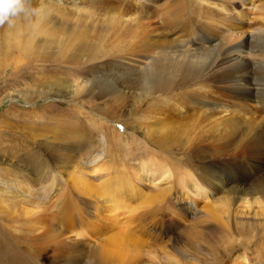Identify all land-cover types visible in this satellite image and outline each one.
Returning <instances> with one entry per match:
<instances>
[{
    "label": "bare ground",
    "instance_id": "6f19581e",
    "mask_svg": "<svg viewBox=\"0 0 264 264\" xmlns=\"http://www.w3.org/2000/svg\"><path fill=\"white\" fill-rule=\"evenodd\" d=\"M32 1L42 2L43 7L24 16L26 24L21 23L22 17L12 18L15 32L11 36L18 43L28 36L36 39L29 49L69 53L77 64L72 71L79 76L43 87L30 84L8 93L0 106L13 98L35 103L55 94L62 100H79L90 111L80 99L95 95L121 112L115 118L101 109L104 121L123 123L127 134L147 140L156 152L148 151L133 172L124 160L116 161L115 153L108 154V160L97 152L92 170L107 172L92 179L83 175L78 160L92 148L95 140L89 136L96 130L40 129L5 121L0 129L13 126L37 147L18 142L2 145L0 150V176L14 177L13 184L3 185L2 191L34 198V202L27 200L31 208L25 212V231L15 241L19 252L24 255L39 248L57 259L56 264H81L72 257L80 242L92 239L101 254L92 253L87 264H125L128 246L136 247L151 235L140 231L156 226L154 219L137 213L140 204L130 206L142 195H147L143 205L161 200L170 204L166 208L171 211L174 205L173 213L193 217L190 232L203 222L199 211L192 214V205L185 210L173 203V195L180 200H204L200 208L204 217L244 225L254 232V217L264 213V31L248 23L252 4L258 1L255 14L264 20V0H27ZM138 31L139 36L115 45L114 36L121 40ZM106 54L113 57L106 60ZM5 111L2 116L7 115ZM139 111L145 114L141 120L135 118ZM104 121L99 124L111 129ZM168 139L186 142V156L178 163L171 156L173 142L164 143ZM109 142V148L117 150L116 140ZM134 176L146 178L155 192L141 193ZM63 177L70 184L65 180L68 186L61 188ZM210 186L221 194L218 198L209 195ZM46 190L52 196L48 201L41 199ZM79 196L91 202L83 204ZM85 206L92 208L95 218L88 230L78 228L81 221L89 220L81 212ZM163 213L159 224L165 222ZM97 221L109 223V235L100 237L103 232ZM219 227L210 226L211 236L221 234ZM262 229L254 235L256 240L246 239L242 245L251 255L240 262L235 257L234 264H264L261 249L256 254L249 250L264 242ZM64 247L67 262L60 257ZM232 256L223 255L219 262ZM28 260L37 262L30 256ZM37 263L50 264L43 259Z\"/></svg>",
    "mask_w": 264,
    "mask_h": 264
},
{
    "label": "rangeland",
    "instance_id": "374dc122",
    "mask_svg": "<svg viewBox=\"0 0 264 264\" xmlns=\"http://www.w3.org/2000/svg\"><path fill=\"white\" fill-rule=\"evenodd\" d=\"M258 2L252 4V7L254 8L249 16L250 20L248 26L264 31V20L255 14V5ZM27 3L33 9L43 7L42 2L35 3L32 1ZM143 3H148V1L144 0ZM260 4H262L261 1ZM243 7L247 9L249 6ZM18 17H22L23 19H21V23L26 24L27 20H24V15H19ZM13 20L14 19H12V21ZM11 26L12 22L3 23L0 26V100L8 95V93L13 94L16 90L26 89L30 84L41 83V87H43L47 83L54 82L55 80L70 81L79 76L72 71L77 64L70 60L69 53L57 55L54 50H45V53V51H41L40 49H29L31 43L36 39H30L28 36L18 43L17 39L11 36V34L15 32ZM139 35L140 31L136 33H128L123 35L121 40L114 36V38H116L115 45L120 47L122 42L130 40L132 36L137 37ZM111 57H113L111 54H106L103 58L108 60ZM78 68L80 69L79 66ZM54 95L55 94H51L50 97L42 98L35 103L21 101L17 98L8 100L0 106V126H4V122L7 121L9 124L11 123V125L19 124L29 127L34 126L40 129H49L50 127L53 128L60 126L72 129L84 127L89 131L96 130V132H90L89 136L91 140H95L94 143L91 142L93 143L92 148L85 151L86 153H84V156L78 160L79 165L84 167L83 175H87L92 179H98L100 175L107 172V170H104L98 172V174L92 170L95 163L94 156L97 152L103 153L101 156L108 160H111V158L107 155L115 153L116 161L121 162L124 160V163H126L125 165L130 172L134 171V165L138 166V162L142 158L147 157L148 151L154 150L156 152L155 148L151 146L147 140H144L142 137L137 136L132 132L127 134V128L124 127L123 123L115 121H109L108 123L107 120L104 121V116L99 113L101 109H105L106 112L111 111L115 118L121 113L118 109H114L110 105L108 106L107 101L102 103L100 99L95 97V95H93L92 98H86L83 96L80 100L92 108L89 111L88 108H84L81 105L79 100L73 99V101H67L66 99H60V97H54ZM108 99H110V97H108ZM3 111L7 113L6 116L1 115ZM143 114L144 112L139 111L135 114V118L141 120L145 117V114ZM181 116H184V114ZM102 121L108 123L111 126V129L101 126L99 122ZM93 126H95L96 129L90 128ZM10 127L13 130V126ZM12 130L10 128L4 130L0 129V150L4 149L2 145H7V143L15 145L18 142H22L29 148L35 146L31 140L24 138L22 135L23 133ZM118 132L124 135L123 138L122 136H119ZM109 140H116L117 144L115 146L117 150H115V148H109ZM169 142H173V144L169 146H173L171 156H173L178 163L179 159L186 156L184 155L187 147L186 142L183 140L175 141L173 139H168L164 143L166 144ZM160 145L166 147L163 144ZM36 148L37 147L35 146L34 149ZM254 177H258V175H254ZM141 178L142 176L140 178L133 177L134 185L137 183L140 192L144 194L155 192V188L147 183L146 178ZM71 179L72 178H70V181ZM65 180L68 179L63 177L60 181L61 183L58 182L60 183L61 188L68 186L69 180L68 182ZM13 181L14 177L11 176L10 173L8 174V177L0 176V264H38L37 262L42 259L50 264H56L57 259H50L48 253L45 254L39 248L33 249L29 254L22 255L24 252H19L20 249L16 246L15 241L21 239L22 234L25 231L27 222V214L25 212L28 208H31L27 204V200H32L34 202V198L33 196L19 194L16 191L3 192L2 186H7V183L9 186L13 184ZM177 188L180 190L181 186L177 185ZM209 188L211 189L208 190L209 195L212 198H218L221 195L218 193L215 186H210ZM16 194H19L20 196L16 197ZM49 197H52L51 193L46 190L41 199L48 201L50 199ZM79 197L84 201L83 204H85V202H91L88 197ZM146 197L147 195H142L134 199L130 206L140 204L141 207L139 206L137 213L144 214L149 220L154 219L153 222L156 226L149 228L148 230L140 231L141 233H149L151 235L149 238L144 237L145 241L139 242L136 247L132 245L128 246L125 264H175V261L179 264H234L235 257L239 256L237 262H240L245 257L251 255L245 249H242V245H246V239H252L254 241L256 240L254 235H259L263 232L264 213H259L254 217V227L256 228H254V232H250L248 231V227L244 225H235L234 223L222 224L218 220L214 221L209 217H204L201 212L202 210H200V208L202 209L203 207L204 200L194 201L192 198L180 200V198H175V195H173L172 200L175 199L176 203L171 200V197H169L171 202L183 205L184 208L186 207L185 210L188 209L187 206L192 205L189 207V212L193 211L192 214L199 211L198 216L201 217L203 222L198 225L197 229L190 232L189 225L192 223H190V221L194 220L193 217L189 216L185 218V213L183 212H179L178 214L173 213V209H175L174 205L172 206V212L166 208V206L170 204L166 205L161 200L151 202L146 201L145 205H143L142 202ZM21 198H24L25 200H22ZM91 209L92 208L89 206H85L81 210L84 216L89 217V220L81 221L78 228L85 227L87 230L90 229L91 224L94 223L93 219H95L92 215ZM106 212L108 211L106 210ZM162 212H164L162 217H165L162 218V220L165 222L159 224L160 219L158 218L161 217ZM101 214L102 213L98 214L99 217ZM122 215L123 213L119 214L118 218L123 217ZM179 215L181 216L179 217ZM109 217L110 216H106V218ZM97 222L95 225L100 226L98 229L103 232L100 237L102 238L105 235H109L111 231L107 229L109 223H104L102 221ZM157 224L160 225L158 228ZM212 225H217L218 227L221 225L219 227L222 230V232H220L221 234L211 236L210 226ZM178 237L179 239H177ZM94 243L95 241L92 239L91 241L83 240L80 242L78 244L80 249L76 245L78 252L72 258L76 259V261L80 260L81 264H87L91 261L92 253L93 255L94 252L101 254V252L97 250V247L93 245ZM260 249V260L264 262V242L257 244V247L252 246L249 250L256 254ZM61 250L63 252V254L60 255L61 262H67L69 260V256L65 254L67 248L64 247ZM223 255H225L224 258L233 256L232 259L220 263L219 260L222 259ZM29 256L36 259L37 262L28 260Z\"/></svg>",
    "mask_w": 264,
    "mask_h": 264
},
{
    "label": "clouds",
    "instance_id": "9594fccd",
    "mask_svg": "<svg viewBox=\"0 0 264 264\" xmlns=\"http://www.w3.org/2000/svg\"><path fill=\"white\" fill-rule=\"evenodd\" d=\"M34 11L27 0H0V24L11 23L12 18L19 15L28 16Z\"/></svg>",
    "mask_w": 264,
    "mask_h": 264
}]
</instances>
